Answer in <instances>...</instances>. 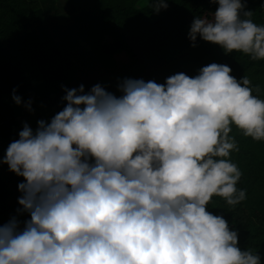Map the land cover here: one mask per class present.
Here are the masks:
<instances>
[{
	"label": "clouds",
	"instance_id": "obj_1",
	"mask_svg": "<svg viewBox=\"0 0 264 264\" xmlns=\"http://www.w3.org/2000/svg\"><path fill=\"white\" fill-rule=\"evenodd\" d=\"M209 2L217 7L194 16L191 46L199 37L264 60L253 10L242 0ZM231 71L213 62L164 83L124 78L119 96L99 83L64 88L62 110L35 130L24 123L0 160L23 177L17 215L0 226V264H261L208 210L213 196L233 207L247 198L231 160L233 126L264 141V99ZM12 99L21 104L15 89Z\"/></svg>",
	"mask_w": 264,
	"mask_h": 264
},
{
	"label": "trees",
	"instance_id": "obj_2",
	"mask_svg": "<svg viewBox=\"0 0 264 264\" xmlns=\"http://www.w3.org/2000/svg\"><path fill=\"white\" fill-rule=\"evenodd\" d=\"M152 0H0V156L18 139L19 118L31 123L50 119L64 107V88L85 92L95 84L119 96L124 78L164 83L170 75L194 76L210 63L228 65L231 75L251 81L253 94L264 99V60L225 54L219 45L187 37L194 16L211 15L209 0H166L158 13ZM252 19L264 24V0H242ZM118 57L124 58L123 62ZM15 94L21 97L17 105ZM258 89V90H257ZM31 100V111L25 103ZM238 151L231 160L242 172L238 188L247 198L229 206L213 196L208 210L222 215L238 232L240 248L257 252L264 264V141L246 137L233 126ZM1 158V157H0ZM23 182L0 166V226L17 215L18 184ZM28 214L18 219H29Z\"/></svg>",
	"mask_w": 264,
	"mask_h": 264
},
{
	"label": "rangeland",
	"instance_id": "obj_3",
	"mask_svg": "<svg viewBox=\"0 0 264 264\" xmlns=\"http://www.w3.org/2000/svg\"><path fill=\"white\" fill-rule=\"evenodd\" d=\"M58 1H59V3H60V2H63V0H58ZM216 7H217L216 4L211 3V5H210V7H209V10H210L211 12H214L215 9H216ZM118 60H119L120 62H123V61H124V58L118 57ZM19 121H20L22 127H23L24 123H27V124L33 129L31 123L28 122L27 120H25L24 118H21V117H20V118H19ZM3 153L5 154V152H3ZM4 154H3V155L1 154V156H0V157H1L0 160L3 159ZM4 165H7V164L0 163V166H4Z\"/></svg>",
	"mask_w": 264,
	"mask_h": 264
}]
</instances>
